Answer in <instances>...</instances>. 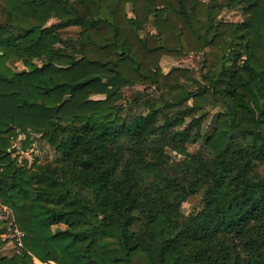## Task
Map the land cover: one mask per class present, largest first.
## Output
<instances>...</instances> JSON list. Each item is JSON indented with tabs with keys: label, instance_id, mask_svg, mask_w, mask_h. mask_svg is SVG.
<instances>
[{
	"label": "trees",
	"instance_id": "16d2710c",
	"mask_svg": "<svg viewBox=\"0 0 264 264\" xmlns=\"http://www.w3.org/2000/svg\"><path fill=\"white\" fill-rule=\"evenodd\" d=\"M263 19L264 0H0V198L25 232L8 256L0 231V264H264ZM159 52L202 54L198 77ZM35 142L55 158L19 160Z\"/></svg>",
	"mask_w": 264,
	"mask_h": 264
},
{
	"label": "rangeland",
	"instance_id": "374dc122",
	"mask_svg": "<svg viewBox=\"0 0 264 264\" xmlns=\"http://www.w3.org/2000/svg\"><path fill=\"white\" fill-rule=\"evenodd\" d=\"M221 17L224 20L238 21V20H240L241 15H240V12L239 11H237V12H223L222 15H221ZM263 26H264V19H263ZM76 30H77L76 28L70 29V30L66 31L65 34L66 35L75 34ZM151 60H153L154 62H159L160 65H163V66L165 64H167V62H168L167 61V57L164 56V54L162 52H159L156 55H154L153 57H151ZM187 60H188L187 62L190 63V67H191L190 68V71H189V75H188V80L192 81V80H194L195 78L198 77V67L202 64V60L200 58H198V57H195V58L193 57V58H190V60L189 59H187ZM16 65H17V68H20V69L24 68V65L21 62H18ZM139 87L140 86H138V88ZM129 90H130L129 88L125 89L126 94H129V92H130ZM187 120H189V119H187ZM211 122H212V116L211 117L209 116V118L206 121L204 127L205 128L210 127L211 126ZM14 143H15L14 145L16 147H19L20 146V142L18 140L15 141ZM33 147H34V145H33ZM43 147H45V148H43L40 151H39L40 148H35V150H32L30 152V155L31 156L28 159L31 161L33 159V157H34L35 154H45V152L48 149H50L51 150L50 152H52L51 154H52V160H53L55 158V155H54L55 154V150H54V148H50V147L48 148L45 145H43ZM194 148H195V146H190V149L191 150L194 149ZM21 151L22 150H18L15 153V155L18 156L19 160H21L22 158H24L23 153ZM25 156H29V155H25ZM173 156H176V158H180V156L178 154H176L175 152L173 153ZM197 203H198V198L192 197V198L188 199L187 201H185L182 204V209H183V211L188 212V210L191 209ZM58 226H59L58 228H61V229L66 228V225L65 224H58ZM55 229H57V228H54V230ZM3 253L5 255L12 256V255H14L16 253H19V251L17 250V248L14 245H12L9 242H6V245H5V248H4Z\"/></svg>",
	"mask_w": 264,
	"mask_h": 264
},
{
	"label": "built area",
	"instance_id": "2783aa9c",
	"mask_svg": "<svg viewBox=\"0 0 264 264\" xmlns=\"http://www.w3.org/2000/svg\"><path fill=\"white\" fill-rule=\"evenodd\" d=\"M195 58L198 57L202 59V54L200 53H191L187 57L179 58V59H170L167 58V64L162 66L163 70H170L171 68L174 67H183V68H191L190 63H188L187 59L190 60V58ZM167 67V68H166ZM34 147H32L33 150L37 148V142L33 144ZM0 218H3L6 220L4 225H0V231H1V236L4 240L7 242L11 243L14 245L17 250L20 252L24 248V237H25V232L21 230L16 222L15 219L12 216V213L8 206L4 204V202L0 198ZM53 228H58V224H53ZM34 263L35 264H57L56 261L49 259V260H41L37 257H34Z\"/></svg>",
	"mask_w": 264,
	"mask_h": 264
},
{
	"label": "crops",
	"instance_id": "0c3cea01",
	"mask_svg": "<svg viewBox=\"0 0 264 264\" xmlns=\"http://www.w3.org/2000/svg\"><path fill=\"white\" fill-rule=\"evenodd\" d=\"M165 71H167V70H165ZM22 138H24L22 135H21V137L19 138V140L18 141H20V139H22ZM15 144V143H14ZM33 149L32 148H30V149H27L26 151H21L22 153H23V156L24 157H27V158H29L31 155H30V152L32 151ZM25 155H29V156H25Z\"/></svg>",
	"mask_w": 264,
	"mask_h": 264
},
{
	"label": "water",
	"instance_id": "95a60500",
	"mask_svg": "<svg viewBox=\"0 0 264 264\" xmlns=\"http://www.w3.org/2000/svg\"><path fill=\"white\" fill-rule=\"evenodd\" d=\"M68 97H69V96H66V97L64 98L63 102H64Z\"/></svg>",
	"mask_w": 264,
	"mask_h": 264
}]
</instances>
